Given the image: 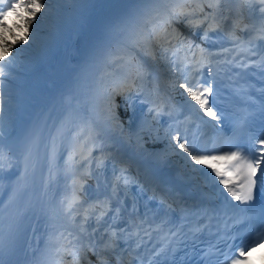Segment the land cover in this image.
I'll return each instance as SVG.
<instances>
[{
  "label": "bare ground",
  "instance_id": "6f19581e",
  "mask_svg": "<svg viewBox=\"0 0 264 264\" xmlns=\"http://www.w3.org/2000/svg\"><path fill=\"white\" fill-rule=\"evenodd\" d=\"M216 1L226 5L223 16L226 20L229 18V25L226 27L229 32L239 37L243 36L241 31L246 28L245 26L255 23L257 26L255 42H258L260 36L264 34L261 32V28L264 27L263 14L257 16L250 14V12L246 14L240 7L239 11L233 13L229 1L239 2V4L243 2L244 4L246 0H211V3L215 5ZM154 2L156 3L153 8H149L150 10H145V0H107L105 5H99L93 8L92 11L79 7L74 8L61 22L55 24L56 30L53 34L46 37L38 35L40 38H45L43 46L39 48L31 47L30 51L24 54L22 62L17 60L6 61L0 58V68L3 69L4 73L14 75V78H8V81L0 79V99L4 96V93H7L8 98L11 99V111L5 114L0 110V116L4 117L5 122L4 134L2 142H0V151L4 153L2 160H0V167L3 169L0 171V212L16 185L17 177L13 167L14 164L17 167L26 154L27 141L34 129L40 107L45 105L50 98H57L59 101L47 129L49 155L46 162L47 170L44 178L43 194L32 225L27 249L24 253V258L29 262L37 256V250L42 244H49L51 251L47 253L55 252L58 256L55 261L56 264H68L73 257L79 254L85 256L88 248L94 251L96 245L107 246L109 249L113 248L111 246L114 244L113 242L109 245L105 244L103 231L87 228L84 223L85 218L83 216L87 215V210L95 209L101 212V208H103V211H108L110 206L102 198L94 197V187H89L86 177L81 174L80 168L73 167L71 160L79 154V148L88 143V149H106L105 153L109 154L108 157L115 158L124 168L125 173L137 175V177L143 179L144 173H141L143 172L142 169L137 167L135 163L138 159H133L131 154H125V149L122 148L123 145H116L106 138V136H109L107 132H115L116 136H121L123 133L120 132L118 127H111L108 120L104 118L105 115L102 114L104 90L101 89L98 80L101 67L108 68L109 65L108 48L117 40L120 41L117 45L120 50L124 48V50H136L137 53L141 54L152 53L150 48V53L140 50L137 44L140 42H135L133 37L141 26H145L146 33L151 35L150 29L155 22L152 26L149 25L150 18H157L158 14L161 17L166 15L163 10H155V6L176 5L172 9L183 8L186 11L197 6L193 0H187L186 2L183 0L177 2L165 0L164 5L160 0H153ZM161 7L160 9H162ZM197 13H200L199 8ZM195 18L200 20L198 16ZM220 18L217 16L218 23ZM51 22L54 26L53 21ZM206 26L205 24L204 27ZM221 26L225 27V24L220 23L219 27ZM251 26L253 27V25ZM172 28L175 29L174 35H177L176 37H183L185 34L188 37H193L192 31H190L192 29L175 17H173ZM201 33V29L194 31L196 37L197 34L199 36ZM227 33L228 31L224 32V34ZM248 34L251 36V33L248 32ZM158 36L164 37L161 30H158ZM199 38L198 42L200 44L202 42L206 47L211 44H207V42L213 41L212 34H209L207 42ZM185 39L188 38L183 37L177 39V41L180 43L183 41L181 44L184 45ZM132 40L134 42L130 45ZM155 41V38H152V41L142 44L151 47ZM121 58L136 59V57L128 58V56L119 55L115 58L111 71L114 70L116 60ZM128 75L131 76L130 73ZM0 77L7 76L2 74ZM68 81L69 86L67 85ZM151 81L154 86H158L159 82L163 83V80L159 81L154 76H151ZM125 83L122 80H113L114 87H117V90L123 88ZM123 89H126V87ZM167 108L172 110L171 118L173 119L176 118L178 115L176 113L179 111L182 115L190 112L197 114L198 112L193 111L192 108H184L174 113L173 108ZM89 119L93 121H88ZM79 131L84 137L75 144ZM123 147L127 149V147ZM138 154L142 153L138 151ZM143 155L153 156L154 158V155L148 152ZM145 161H149V159ZM152 163L157 164L154 160ZM209 163L215 165L212 161H209ZM171 168L173 174L182 177L180 170L174 167ZM201 168L207 176L210 191L199 189L188 178L189 181L182 178L189 185H192L195 191L201 193L213 192L220 195L227 194L223 189V185H218L216 180L213 179L214 173L209 175V173H212V168L205 165H202ZM146 176L153 177L152 175ZM138 181H135L134 186L137 185ZM144 181L146 180L144 179ZM141 182L146 186H151V189H155L154 183ZM85 185L89 188L87 194L79 193V187ZM117 194L123 202L119 212L134 216L140 224L145 223L151 215L156 214L157 207L154 201L144 202L140 201L138 197L132 198L133 196L128 199L123 193ZM69 205H71V208H69ZM58 209L64 210V213L70 219V224L81 230L85 237L74 233L67 227V223L57 218L55 211ZM115 216L117 217L115 213L107 212L105 216L106 227L110 225ZM61 234L67 236L71 243L69 244L64 240ZM115 254L119 259H126L123 251L117 250Z\"/></svg>",
  "mask_w": 264,
  "mask_h": 264
},
{
  "label": "rangeland",
  "instance_id": "374dc122",
  "mask_svg": "<svg viewBox=\"0 0 264 264\" xmlns=\"http://www.w3.org/2000/svg\"><path fill=\"white\" fill-rule=\"evenodd\" d=\"M107 0H51V6H52V10L50 12V14L48 13V4L45 3V0L42 1V5L43 7L37 12L39 15V18L35 21V24L32 27V30L26 35V36H21L20 38H16L13 39V44L11 49L7 52V54H5L4 49L2 47H0V58L6 61H23V56L25 53H28V51H30V48H39L41 46H43L44 42H45V38H40L38 37V35H42L43 37L49 36L51 34H53V32H55L56 28H55V24L61 22L64 17H66V15L72 11L74 8H82L88 11H92L93 8L99 6V5H105ZM163 5L165 4V0H160ZM184 2H186L187 0H183ZM197 5L199 2V0L195 1L193 0ZM210 1V0H209ZM13 3L16 2V0H12ZM183 3V2H182ZM181 4V3H179ZM177 4V5H179ZM155 6V10L159 9V10H163L165 12V14L167 15V13L169 12L170 9L176 7L175 6ZM160 7L162 9H160ZM89 8V9H88ZM244 9L245 6L243 7ZM198 8H196L197 11ZM154 10V11H155ZM244 11V10H243ZM246 12V14H249V12ZM252 15H261V14H254L251 13ZM165 15V16H166ZM17 15L15 13L10 14L4 21V23L7 24V28H4L2 26L1 29L3 30H7L10 28V26L13 24V21L15 19ZM149 16V15H146ZM44 17L43 20H41L40 18ZM219 17V16H218ZM194 19V18H193ZM227 22H226V27H228L229 25V18H227ZM54 23V26L52 25V22ZM198 21L196 20V18L194 19V22ZM37 24H39V31H36L37 28ZM144 25H145V18H144ZM256 27L255 23H250L248 26L246 25L245 29H243L241 32L246 33L247 31L250 32L252 29V26ZM255 25V26H254ZM190 31H192V38L195 39L194 42L198 41V34L196 37V34H194V29L190 27ZM226 30H229L228 28ZM161 32L163 33V31L161 30ZM184 33V31H182ZM164 34V33H163ZM150 34L146 33V29L145 26H141L138 28L137 30V34L133 37L134 41H139L140 43H146L147 41H152V38L150 39ZM177 36V35H176ZM187 37V35L185 34L183 37ZM264 34L262 36H260V38H263ZM187 38H191V37H187ZM9 39V36H8ZM179 39H182L181 36H179ZM201 39V38H199ZM133 40L130 42V45L132 44V42H134ZM120 41H116L115 43L111 44L110 47L108 48V57H109V65L108 68H104L101 67L100 70V74H99V80L98 82L101 84V89L104 90V95H103V104H104V109H103V116L106 120H108L109 125L113 128L118 127L120 129V132L123 133L122 130H124V133L126 135V137L128 139H132L133 142L135 143L134 146H137L139 150L151 153L152 155H154V157L162 162L163 164H166L167 166H172L177 170L181 171V175L185 176L186 178H188L190 181H192L193 183H195V186L198 187L199 189H207L208 185L205 184V182L207 180V176L205 175V173L203 172L202 168H201V164H195V168L192 167V164H190L189 159H186L187 157V153H183V151L181 149H179L176 146V141L174 139V137L177 135L172 128V125L169 123V121H167L168 118V109L165 108H157L155 106L152 105V103L155 101H153L151 103V100L146 99L144 96H141L139 94L133 95L132 90L129 91L128 88H126V92H127V98L129 100V106L130 109L132 110L133 116L132 119L134 120V124L131 126L132 128H135L134 130L136 132H139L141 129V125L147 122H150L151 117L154 118V120H160L159 123H161V125H163L164 129H166L168 132L165 134V138L167 141V145H169V147L173 150L176 151L182 158V162L179 163H173V162H168L166 160V156H164V154L160 151H156V150H152L150 148L144 147L142 145V143L140 142V140H138L135 135L132 134V131L130 130H125L123 129V127L115 122V98L114 96L117 94V91L119 89H123V88H119L117 90V87H114V85L109 84L108 81L106 80V75L111 71V68L113 67V63L116 57H118L119 55H123V56H128V58H132V57H138L141 61L142 59H144L147 55L149 57L150 60H153V62L157 61V57L158 54L155 52L154 46L149 47L150 49H152V53L150 54H145V53H137L136 50L133 49H128V50H124V48H122L121 50L117 47L118 43ZM194 44V43H193ZM179 45L181 47H185L183 46L181 43H179ZM116 46V48H115ZM18 49H22L24 51H21L19 53V55L17 54V50ZM185 50V49H184ZM120 51V52H117ZM154 56V58H153ZM107 57V58H108ZM142 57V58H140ZM170 59H172L170 57ZM153 67L157 70V72L159 73V75L161 76V78L163 79V83L159 82L158 86H153L154 88H157V94H160L159 96L163 98V101L166 100V107H171L173 108V112L176 113L178 112L180 109H184V108H192L193 111H197V108L192 107V105L195 103L194 101H190V98H186V96L183 94L182 97H179L175 94L177 93H172L171 89H172V85H175V90H178L179 94L184 93V89L183 90H179L178 84L175 82V77L173 72H170L166 69L165 66H156L153 64ZM187 70V69H186ZM184 71V68H182L183 71V75L184 74H188V70ZM0 71H2V73L4 75H6L7 77H0V79L4 80V81H8L10 78H14V75L12 74H6L4 73L3 69L0 68ZM122 74L119 77L118 80H122L125 82H130L133 78L131 76H129L126 72H121ZM147 79H145V84H148L149 81L152 83L151 81V76L152 74L149 72H147L146 74ZM9 78V79H8ZM155 78V77H154ZM183 81V78H182ZM193 80H189L187 82L191 83ZM111 85V86H110ZM142 85V84H141ZM167 85V86H166ZM166 87H167V92H166ZM115 89L114 91L112 89ZM150 89L146 90L147 94L150 93ZM123 93V92H122ZM168 93V95H167ZM6 99L5 96L1 97L0 99V105H2L3 100ZM181 106V107H180ZM198 112H202V110L198 111ZM197 112V113H198ZM159 113V114H157ZM178 115H181L180 111L178 113H176ZM88 121H93L91 119H89ZM84 136L82 133H80V131L78 132V136L76 137L77 140H75V144L77 143L78 140L82 139ZM88 145V146H87ZM89 148V144L85 143L83 145V147L81 146L79 148V154H81L79 156L76 155L75 159L71 160V165L73 167H79L81 170V174L86 176V182H88L89 187H91V184H101V185H108L110 186V188L113 189V186L115 185L118 192L119 193H123L126 195V197L131 198H139L140 201H145V198L139 194V192H137V194L134 192V185L130 182H128V180H126V177L124 175H118V171L120 168H122L123 170H120V174H126L124 171V168L120 165V163L113 158V161L116 162V164L113 163H107V162H101L98 157L96 156L97 153L99 152L100 148ZM82 149V150H81ZM81 150V151H80ZM91 150V151H90ZM102 150V149H101ZM90 151V152H89ZM105 154V153H104ZM105 155H109V154H105ZM88 159V162L85 163V161ZM195 163V162H192ZM119 167H117V166ZM115 167V168H114ZM118 168V169H117ZM117 177H119V181L117 180ZM129 177V176H128ZM188 180V181H189ZM125 181H127V183H125ZM135 183V181H134ZM87 185L82 186L84 187L83 189H86ZM97 187V186H96ZM80 188V187H79ZM82 189V193L86 194L85 191ZM95 210V209H94ZM96 211V210H95ZM106 215H103L101 217V214L98 213H89L87 215L86 218H88V221H84V223L87 225V228H91V229H97V231H103V236L106 239V230L108 228V226L106 227L104 219H105ZM98 217L99 220H98ZM116 217V216H115ZM113 221V220H112ZM105 233V234H104ZM108 234L110 238H114V235L110 234L109 229H108ZM106 242V240H105ZM112 242L109 241V244H111ZM112 246V245H111Z\"/></svg>",
  "mask_w": 264,
  "mask_h": 264
},
{
  "label": "snow or ice",
  "instance_id": "6c2138e0",
  "mask_svg": "<svg viewBox=\"0 0 264 264\" xmlns=\"http://www.w3.org/2000/svg\"><path fill=\"white\" fill-rule=\"evenodd\" d=\"M45 3L48 4V13L50 14L52 10L51 0H45ZM260 3L264 4V0H260ZM42 7L43 5L39 3V0H29L28 3H25V0H16L15 3L10 2L7 5H4L2 0H0V26L7 28V24L4 23V21L12 13H15L17 17L25 22V24H31L32 18L36 17L37 12ZM207 7L209 9H213V4L208 3ZM216 7H219L218 3ZM5 8L7 10H5ZM196 8H199V12H204V5L199 4L187 11L183 8L171 9L164 17H161L158 14L155 23L150 29V39L155 38L156 42L159 43L160 37L158 36V30H162L164 33V41L168 44H171V40L177 38L176 35H174L175 29L172 28L173 17H175L177 20H182L194 30L200 29L206 24L207 26L204 28L202 39L204 42H207L209 40V31H216L219 27V24L223 23V18H220L218 23L216 12L213 10L211 13H205L203 19L194 22L193 18L198 15ZM21 10H23L24 14H22ZM40 19L43 20L44 17H41ZM169 29H171V31H169ZM36 31H39V24H37ZM261 32L264 33V27L261 28ZM181 43H183V41H181ZM11 47L12 45L5 41L3 46L5 54H7ZM161 50L163 52L169 51V49L164 48L163 45H161ZM197 50L199 51V56H197ZM21 51L24 50L18 49L17 54L19 55ZM186 51L191 53V56L196 64L200 65L201 67H207V76L204 78L203 74H201L203 83H201V80H194L191 83H181L178 85V87L184 89L183 94L186 96V98H190V101L195 102L192 107L196 108L198 106L197 111L202 110V116H208L211 117L212 120L219 121L220 117L217 115V112L213 111V107L209 104V98L213 97L212 81L214 80V77L212 76L213 66L211 63V57L213 54L208 52L207 49L201 47V45L192 44L191 42L188 43ZM206 52L207 57H205ZM129 63H131V61H129ZM258 67H260L261 71L264 72V58L261 59ZM2 74V71H0V75ZM144 79H146V75L144 74L142 68L137 66L135 76L130 82H126L124 87L131 91L137 87V80L143 81ZM203 84H207V86L204 87ZM4 96L6 99H4L2 105H0V110L7 114L11 111V99L8 98L7 93H4ZM215 103L216 101L213 97L212 104L214 105ZM4 127V117L0 116V142H2ZM174 139L176 141V146L181 149L183 153H187L186 159H189V162L192 164L193 168H195V164H201L208 168H212V173H209V175H213L214 173L213 179L216 180L218 185H223V189L226 190L227 195H229L233 200L239 201L240 204H248L249 202L255 200L258 189L260 191H264V171H261V166L264 165V134L258 137L256 139V143L252 144V146L248 148L246 155L237 151H223L222 149L215 148L211 149L210 151L212 153L223 151V155L203 154L209 150L202 151L195 145V142H189L186 136L182 140L179 135H176ZM3 155L4 153L0 151V160H2ZM209 161H216L217 163L220 161H225L226 163L222 170L220 167L210 164ZM2 170V167H0V171ZM258 173L259 176L257 175ZM119 179L120 178L117 177L118 181ZM125 183H127V181H125ZM112 191L113 194L118 193L115 185L113 186ZM110 204L111 201H109V206ZM69 208H71V205H69ZM244 210L248 211L250 209ZM106 214V211H102L101 217ZM99 218L100 217H98V220ZM4 227L3 215L0 213V264H4V260L2 259L4 247ZM14 227V224L9 223L8 232L10 238L14 232ZM200 231H202L200 228L193 230L194 238L196 237V233ZM61 235L63 236V234ZM145 235L151 237L150 232L145 231ZM172 235L175 236L177 233H172ZM63 239L69 244L71 243V240H68L67 236H63ZM260 240H264V233H260L255 240H249L246 244L238 245L241 248L239 253L240 257H245L246 252L244 249L251 247V244L253 243L258 244ZM169 243H171V241H169ZM164 251L165 249L161 248L160 252H157L156 255H160V253ZM93 254L95 255L96 253L93 252ZM232 255L234 256L235 252H233ZM89 264H91L90 261ZM100 264H106V261L100 259ZM117 264H119V262H117ZM148 264H153V261L150 260ZM156 264H159V262L157 261ZM232 264H243V261L233 259Z\"/></svg>",
  "mask_w": 264,
  "mask_h": 264
},
{
  "label": "trees",
  "instance_id": "16d2710c",
  "mask_svg": "<svg viewBox=\"0 0 264 264\" xmlns=\"http://www.w3.org/2000/svg\"><path fill=\"white\" fill-rule=\"evenodd\" d=\"M42 1L44 0H39V3L42 4ZM28 2L29 0H25V3ZM217 3L218 2L216 1L214 6H216ZM213 10L217 11L218 8L214 7ZM21 12L22 14H24L23 10H21ZM38 18L39 15L37 13L36 17L32 18L31 24H25L23 20H21L19 17L16 16L13 21V24L10 26L9 29L3 30L0 27V47L3 48L5 41L12 45L13 39L20 38L21 36L22 37L26 36L32 30V27ZM151 20L152 17L150 18L149 21ZM152 24L149 22V25L152 26ZM187 42L188 39H185L184 41L185 46H187ZM137 44L140 50L146 53H150V49L146 44H142V43H137ZM163 44L164 46L175 47L177 41L175 39H172L171 44H168L164 41V38L159 40V43H157V54H158L157 59L161 62L160 64L165 65L168 70H172L174 72L175 82L179 85L183 83L181 69H179L175 65H172L166 58L165 54L161 52V45ZM129 61H131V63H129ZM137 66H139L140 68H144L143 63L139 58H136L135 60H127L126 58L117 59L114 70L106 75L107 78L106 80L108 81L109 84H112L113 80L117 79L121 72H125V71L130 73L132 77H134L136 74ZM136 84H139V80L136 81ZM174 87L175 85L173 84L171 89L172 93L174 94L177 93L175 95L182 97L183 93L179 94L178 93L179 91L175 90ZM112 90L114 91L115 89ZM179 90H183V88L179 87ZM114 98L116 99V102L114 104L115 106L114 111H115V121L117 123H119L125 130L131 129L130 131H132V134L135 135V137L138 140H140V142L144 147L162 152L164 156H166L165 158L168 162L179 163L183 161L181 156L176 151H173L169 147V145H167L165 134L168 131L164 129L161 123H159L160 120H154V118L151 117L150 122L142 124L140 131L136 132L134 130L136 127L135 128L131 127L134 124V120L132 119L133 113L132 110L130 109L127 96L117 92Z\"/></svg>",
  "mask_w": 264,
  "mask_h": 264
}]
</instances>
